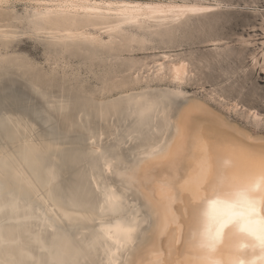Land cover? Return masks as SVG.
<instances>
[{
	"label": "bare ground",
	"instance_id": "obj_1",
	"mask_svg": "<svg viewBox=\"0 0 264 264\" xmlns=\"http://www.w3.org/2000/svg\"><path fill=\"white\" fill-rule=\"evenodd\" d=\"M60 2H62V0H48L44 2L43 5L56 4ZM82 2L100 6V15L94 20L63 15H49L42 20H36L35 17L38 13L42 14L48 11V9L35 6L31 11L27 12V14H24L23 16L21 13L20 15H15V13H12V15H14L12 19H14L13 21H20L21 24L19 25H22V23L25 22L28 23L30 27L36 31V35L37 32L41 33L48 31V34H51H47L48 36H51L48 37L50 38L49 42L51 45H53V47H60L62 50L66 51H70L71 49L73 50V47L75 48V46L79 47L81 50H85L86 48L90 49L93 47L95 50H104L106 54V50H111L112 53V50L118 45H123L129 49H134L135 44L138 46L142 45L143 47V45L145 46V44L151 41L155 36L161 37L164 41H166V43L170 44L176 37L179 36L178 34L180 33L178 32H182L183 27L188 28L189 25L191 27L192 22H202L205 20V18H208L209 16L220 11L219 4H206L199 2L194 3L186 1L182 3H135L131 1L82 0ZM118 4L141 5L142 7L189 6L206 9V11L187 13L182 15L179 20H176L174 17L161 16L148 18L151 16V13L144 11L140 13V19L135 23H125L122 18L116 15V13L120 11L118 8L108 7L109 5ZM16 11L17 10H15V12ZM7 12L9 14V11ZM4 14L5 13L3 12L2 7H0V17H5ZM116 23L120 24V30L116 32H100L101 29L99 31H90L91 29L89 30L90 27H93L94 29H99L101 27L102 30H104L105 27H110ZM8 24L11 25L13 22ZM5 27L7 28L9 26ZM194 28L195 26L191 28V30H194ZM11 29L13 28L11 27ZM13 31L9 32V29L8 31L5 29L2 30L0 25V34H3L8 38H10V34ZM76 33H86L89 36L97 37V42L94 44L85 43L69 38V34ZM43 35L46 34L43 33ZM183 35L185 34L183 33ZM32 36L34 37V34ZM11 37L13 36L11 35ZM184 38L185 37H183V39ZM213 40L217 41L219 38H214ZM10 42L12 43V41ZM2 45L4 44L2 43ZM0 49L2 48L0 47ZM59 52L61 51L59 50ZM60 55L63 56L64 53ZM101 55L105 57L104 54L101 53ZM169 57V55H165V58ZM93 59L92 63H94ZM12 60L13 59H11V61ZM15 60L16 59H14V61ZM125 60H127V58ZM18 61L19 60H17V65ZM33 64L36 65L35 63ZM181 65H185L186 67L180 70V79L178 81L176 79L175 70L180 69ZM13 66L15 67V65ZM13 66L11 67L14 68ZM94 66H96V63ZM11 67L9 66V68ZM29 67L32 68L31 66ZM116 67H120V65ZM104 68L103 70H105ZM27 69L24 70L23 68L21 70L27 71ZM116 70L118 69L116 68ZM194 70L193 64L183 58L177 60L173 58L168 62H161L156 69L155 76L157 79H166L169 82L174 83L175 87H173V89L175 90L178 97H187L186 103H183V105L180 103L181 106L177 108V110L175 109L174 100L166 98L164 101L159 102L157 99L151 97L150 94L147 93V90L144 92L139 91L137 94L128 95L126 98L122 97V99H125L126 106V111H124L123 114L126 112L129 118L133 119L132 127H129L130 129L126 132V137L129 138V140L141 139V142L135 149L133 153V160L131 162H127L119 154L109 155L110 152H108V154L103 152L105 151L102 149L103 146H100L96 140L90 144L92 145V147H90V155L91 158H93V160H91L93 162H91L90 159H88V162L90 161L92 163V172L95 170V172L92 173L94 174L92 179L94 189L96 190L95 193L97 195V200L96 197V201L94 200L95 202H92V200H89L88 198H86L88 200L84 199L82 202H79V200L76 201L73 199L64 198L56 194V170L53 167H44L42 163L43 156L46 157V155L51 154L52 152L56 151V149H53V146L50 142L45 144L43 141H40L33 130V126H29L26 121H23L20 118L15 119L13 116L7 117V120L10 122L8 123L14 126L15 140L13 141L12 149H2L0 150V155H3L8 159L9 168L7 178L9 183L13 186V192L11 194L0 193V208H3V211H0V237H3L5 241L9 242L3 247H0V261L24 260L26 264H33V261L50 260L53 258V256L60 255L66 248L69 253H73L74 250L77 249L81 251L82 254L77 257V259L80 261V264H108L110 257L115 261V264H133V262L134 264H151L155 256L159 257L161 264H189V261L195 253L186 243L190 237L192 226L189 224L187 214L184 213V210L188 208L189 201L191 199V190L184 187L185 180H187L197 171L198 164L205 155L214 161L216 150L221 145H229L235 149L233 153L234 168L231 171H241L249 168L252 163V157L264 153L263 137L254 136L251 134L249 129L231 123L229 120L225 119L223 115L215 111L211 107L212 105H210L209 101L199 99L200 97H189L187 95L188 92L183 90L182 86L183 84L187 83L189 79L191 80V77L195 75ZM112 71L114 72V70ZM111 72L109 73H115V76L110 75V77H116V72ZM64 74L67 76L66 73ZM103 76L100 75V77ZM111 78L108 79L111 80ZM135 78L136 77L133 79ZM109 80L108 83H110ZM136 81L139 82L140 79ZM112 82H115V80ZM123 83H127V81ZM110 89L111 87L107 90ZM94 94H91V96ZM124 95H127L126 92ZM96 98H98V96ZM130 98L132 100H141V98H143L144 101L151 102L155 106L151 111H144L146 105L142 104L141 107H137L136 104L130 103ZM45 100L47 99L45 98ZM70 100L69 103H73L72 101L70 102ZM116 101L117 100H115V102ZM63 103H66V101ZM112 103L114 102L112 101ZM96 104L95 106L99 107ZM119 105L120 103H114L112 104L111 108L113 110L118 109L120 107ZM81 107L84 109L83 105ZM73 110H75V112L71 111L72 114H78L76 111L77 107L75 108L74 106ZM141 111H144L143 117H141ZM77 116L76 118H78ZM110 117L112 116L110 115ZM258 117L261 116L258 113H254L252 118L255 121L254 123L261 125V121L258 120ZM117 118L119 120V117ZM65 119L67 118L65 117ZM2 122L5 124V121ZM104 122H107V120L105 119ZM102 124L106 125V123ZM12 125L9 127L13 128ZM5 126H1V128L5 129ZM116 126L119 125L117 124ZM178 128L180 129L179 135L177 134ZM12 131L13 130L11 129L10 133H12ZM10 133L8 134V137ZM112 134L113 137L116 136V134L114 136L113 132ZM84 135H86L85 132L83 133V136ZM99 135L101 134L99 133ZM110 136L112 137V135ZM89 138H92V136ZM11 139H13V136ZM10 142H12V140H10ZM121 142L118 143L117 146H120ZM108 146L110 145H107V147ZM204 146L207 148V153L202 151V147ZM77 149L78 148H76V150ZM153 149H157L160 154L155 158L150 159L148 154L151 153ZM78 150H80V148ZM72 153H74V151ZM66 155L67 154L64 156ZM51 161L50 163L53 164ZM64 163L66 164V162ZM129 177H131V179ZM112 179H115L118 185L115 184V181H112ZM3 182L4 178L0 176V185H2ZM163 183H167L170 186V192L172 196L170 215L167 219L162 206L165 202L161 200L160 192V185ZM62 189H60V191ZM68 189L70 190L71 188L68 187ZM70 192L73 193L72 191ZM106 193L114 194L119 198L118 208L113 209L106 202ZM205 195L208 194L205 193ZM67 196L69 197V194ZM208 198L212 199L215 197L209 195ZM206 208L207 203H201L199 205L200 213L202 214ZM171 216H174L175 219L172 220ZM118 226L121 228L133 229L130 239L124 244V247L120 248L119 250L115 246L113 240L108 239L105 233L102 231V229H111L114 233ZM71 230H75V232L71 233ZM97 236L101 238L97 240L96 246L94 248L89 249V242L95 239ZM54 245L56 246L54 247ZM112 253H116V255L113 257ZM252 258L253 257L249 256V259Z\"/></svg>",
	"mask_w": 264,
	"mask_h": 264
},
{
	"label": "rangeland",
	"instance_id": "obj_2",
	"mask_svg": "<svg viewBox=\"0 0 264 264\" xmlns=\"http://www.w3.org/2000/svg\"><path fill=\"white\" fill-rule=\"evenodd\" d=\"M43 1L44 0H4L2 9L5 13V17H0L1 29H5L6 31L9 29V32L14 31L11 32L10 38L4 41L1 40L0 42V47L2 48L0 49V58L6 56L8 58L7 65L0 63V125L4 127L6 124L5 129H2L0 126V138L2 137L0 139V150L5 148L12 149V144L15 140L14 126L9 124L10 122L7 120V117L13 116L15 119L20 118L26 121L29 126H33L37 138L45 144L50 142L53 149H56V151L46 155V157L43 156L42 163L44 167H53L56 170L57 182L55 181V193L59 196L76 201L79 200V202H82L86 198L92 200V202L95 200V197L97 200L92 179L94 177L92 173H94L95 170L92 172L91 162L93 161L91 160H93V158H91L90 155V147H92L90 144L95 140L100 146H103L102 149L105 150L103 152L107 154L110 152L109 155L119 154L127 162L133 160V153L141 142V139H136V141L129 140V138L126 137V132L133 124V119L129 118L126 112L123 114V112L126 111L124 98L128 95L147 90V93L159 102L164 101L166 98L174 100L176 110L183 105V103H186L187 97H178L173 89V87H175L174 83L166 79L162 80L158 78V80L155 76L156 69L160 63L168 62L173 58H175V60L183 58L193 64L195 75L182 86L183 90L188 92L187 95L189 97H200L199 99L209 101L210 105H212L211 107L223 115L225 119L233 124L249 129L254 136L264 138V122H261V125H257L252 118L254 113H258L261 117H264V0H108L131 1L135 3L199 2L219 4L220 11L205 18L202 22H192V26L190 27L189 25L190 28L183 27L182 32H178L180 34H178L179 36L177 35L178 37L175 38L176 40L174 39L170 44L166 43L161 37L155 36L156 38L153 37V39L149 41L150 43L147 42L148 45L145 44L143 47L142 45L138 46L135 44L134 46L133 44L135 50L129 49L123 45H118L119 48L125 49L120 48L119 50L118 46H116L112 50V53L111 50L105 49L106 54L104 50H95L93 47L81 50L79 47L75 46V48L73 47V50L71 49L70 51L62 50L60 47H53L49 42L50 38L48 37L51 36L48 35L51 34H48V31L41 33L37 32L36 35V31H34L28 23L25 22L19 25L21 24L20 21H13L14 19L12 18L14 15H12V13H15V15H20L21 13L23 16L35 6L43 5L44 2L48 0ZM15 10H17V13ZM7 11H9V14ZM12 22L13 24H8ZM5 26H9L10 28H6ZM14 26L17 27L15 28ZM194 26V30H191ZM11 27L13 29H11ZM92 28L93 27H90L89 30L99 31L101 29L100 32L104 31L101 27L99 29ZM43 33L46 35H43ZM183 33L185 35H183ZM33 34L34 37L32 36ZM11 35L13 37H11ZM182 36L185 38L183 39ZM214 38H219V40L214 41ZM10 41H12V43ZM2 43L4 45H2ZM10 44H12L13 47ZM59 50L61 52H59ZM63 53V56L60 55ZM101 53L104 54L105 57H103ZM16 54H19L18 56L20 58ZM165 55H169L170 57L165 58ZM126 58L127 60H125ZM11 59L13 60L11 61ZM14 59H16V62ZM92 59L94 63H92ZM17 60H19L18 65ZM28 62H32L31 64L35 63L38 67ZM95 63L96 66H94ZM12 64L15 65V67ZM115 65H120V67H116ZM9 66H13L14 68H9ZM23 68L24 70L27 68L30 69H27V71L21 70ZM103 68L105 70H103ZM116 68L119 71L116 70ZM112 70L116 72V77H114L115 73ZM109 72L114 74H110ZM64 73H66L67 76H65ZM100 75H104L105 77H100ZM110 75L114 76L111 78ZM130 75L136 78L133 79ZM108 78H111V80ZM138 79H140L139 82L136 81ZM108 80L110 83H108ZM114 80L115 82H112ZM126 81L127 83H123ZM121 84L124 87L126 85L129 87L126 86L124 89ZM110 87L111 89L107 90ZM125 92L127 95H124ZM91 94H94L96 97L98 96V98L94 95L91 96ZM122 97L124 98L122 99ZM45 98L47 100H45ZM69 100L74 104L69 103ZM115 100L117 101L115 102ZM64 101H66V103H63ZM112 101L114 103H120V107L113 110L111 108L112 104H114ZM107 102L111 103L108 104ZM95 104L100 108L95 106ZM82 105L84 109L81 107ZM74 106L75 108L77 107L76 111L78 114L71 113V111L75 112V110H73ZM110 115L112 117H110ZM76 116L78 118H76ZM65 117L67 119H65ZM117 117H119V120ZM104 118L107 122H104ZM2 121H5V124ZM102 123H106V125ZM117 124L119 126H116ZM11 125L13 128L9 127ZM11 129L13 130L12 133H10ZM83 131L88 135L83 136ZM112 132L114 136L116 134L115 137H113ZM9 133L11 137L13 136V139H11L10 135L8 137ZM99 133L103 135L101 136ZM110 135H112V137ZM91 136L92 138H89ZM10 140H12V142H10ZM120 142L121 145L117 146ZM107 145L110 146L107 147ZM76 148H80V150H76ZM71 151H74V153ZM65 154L67 155L64 156ZM88 159H90L91 162H88ZM50 161L53 164H51ZM64 162H66L68 166ZM71 175L73 180L71 179ZM113 180L115 184L118 185L117 181L115 179H112V181ZM71 186L74 187L72 188ZM68 187L71 189L69 190ZM60 189L62 190L60 191ZM68 194L69 197L67 196ZM74 232L75 230H71V233Z\"/></svg>",
	"mask_w": 264,
	"mask_h": 264
},
{
	"label": "snow or ice",
	"instance_id": "obj_3",
	"mask_svg": "<svg viewBox=\"0 0 264 264\" xmlns=\"http://www.w3.org/2000/svg\"><path fill=\"white\" fill-rule=\"evenodd\" d=\"M4 6V0H0V7ZM48 9L44 13H38L36 20H42L49 15L75 16L77 18L94 20L100 15V6L88 4L82 0H62L60 3L40 5ZM109 8H118L116 15L125 23H135L140 19V13L147 11L151 13L148 18L174 17L179 20L187 13L206 11L198 7H151L130 4L109 5ZM120 30V24L116 23L105 27L104 31L109 33ZM69 38L85 43H96L97 37L89 36L86 33L69 34ZM8 37L0 34V40H7ZM8 58H0V63H7ZM181 65L176 69V79H180V70L185 68ZM137 107L146 105L144 111H151L154 104L141 100H132ZM141 111V117L144 115ZM264 122V117H258ZM180 134V129H177ZM202 151L207 153L206 146ZM235 149L229 145H221L216 150L215 160L207 155L198 164L197 171L184 182V187L191 190V199L188 208L184 210L191 227V234L186 241L192 248L194 255L189 264H264V153L252 157L249 168L241 171H231L234 168L233 153ZM160 153L153 149L148 157L155 158ZM8 159L0 155V176L4 182L0 185V193L11 194L13 186L9 183ZM131 179V177H129ZM161 200L165 211L166 219L170 215L172 196L170 186L167 183L160 185ZM207 193L208 195H205ZM211 195L212 199L208 196ZM106 202L113 208L119 207V198L114 194L106 193ZM207 203L206 210L201 214L199 205ZM3 211V208H0ZM183 214V213H182ZM174 220L175 217L171 216ZM108 239L113 240L119 250L130 239L132 228L117 227L115 232L111 229H102ZM97 236L89 242L88 248L96 246ZM8 241L0 237V247ZM56 245H54L55 247ZM80 250L73 253L65 248L60 255L53 256L47 261H33V264H80L78 256ZM116 253H112L114 257ZM249 256L253 257L249 259ZM0 264H26L24 260L0 261ZM108 264H115L110 257ZM134 264V262H133ZM151 264H161L158 256H155Z\"/></svg>",
	"mask_w": 264,
	"mask_h": 264
}]
</instances>
